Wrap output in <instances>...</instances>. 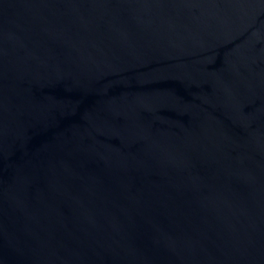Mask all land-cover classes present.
<instances>
[{
	"label": "water",
	"instance_id": "obj_1",
	"mask_svg": "<svg viewBox=\"0 0 264 264\" xmlns=\"http://www.w3.org/2000/svg\"><path fill=\"white\" fill-rule=\"evenodd\" d=\"M0 264H264V0H0Z\"/></svg>",
	"mask_w": 264,
	"mask_h": 264
}]
</instances>
